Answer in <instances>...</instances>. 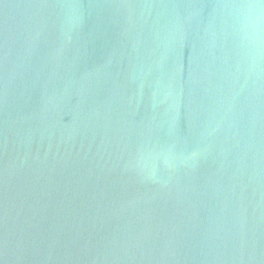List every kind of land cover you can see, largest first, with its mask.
<instances>
[{
	"label": "water",
	"instance_id": "obj_1",
	"mask_svg": "<svg viewBox=\"0 0 264 264\" xmlns=\"http://www.w3.org/2000/svg\"><path fill=\"white\" fill-rule=\"evenodd\" d=\"M0 264H264V0H0Z\"/></svg>",
	"mask_w": 264,
	"mask_h": 264
},
{
	"label": "clouds",
	"instance_id": "obj_2",
	"mask_svg": "<svg viewBox=\"0 0 264 264\" xmlns=\"http://www.w3.org/2000/svg\"><path fill=\"white\" fill-rule=\"evenodd\" d=\"M245 27H246V28H251V29H253V30H256V29H258V27H259V21H257L255 24L249 22V23H247V24L245 25Z\"/></svg>",
	"mask_w": 264,
	"mask_h": 264
}]
</instances>
